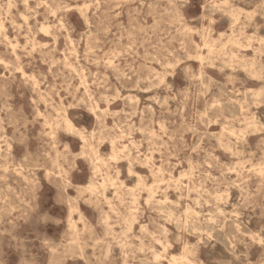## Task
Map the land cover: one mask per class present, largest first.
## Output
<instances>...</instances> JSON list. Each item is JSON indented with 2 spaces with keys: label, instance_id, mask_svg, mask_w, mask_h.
Wrapping results in <instances>:
<instances>
[{
  "label": "rangeland",
  "instance_id": "374dc122",
  "mask_svg": "<svg viewBox=\"0 0 264 264\" xmlns=\"http://www.w3.org/2000/svg\"><path fill=\"white\" fill-rule=\"evenodd\" d=\"M0 167V264H264V0H0Z\"/></svg>",
  "mask_w": 264,
  "mask_h": 264
},
{
  "label": "bare ground",
  "instance_id": "6f19581e",
  "mask_svg": "<svg viewBox=\"0 0 264 264\" xmlns=\"http://www.w3.org/2000/svg\"><path fill=\"white\" fill-rule=\"evenodd\" d=\"M205 8V7H204ZM203 8V9H204ZM218 9H216V11H217ZM226 10V9H225ZM223 11V10H222ZM224 12V11H223ZM2 28L4 27L3 25L1 26ZM49 28V26L48 25H43V29L44 30H47ZM9 37V36H8ZM7 40V39H6ZM8 41V40H7ZM110 66V65H109ZM191 67V66H190ZM23 68V67H22ZM89 72V71H88ZM202 75V74H201ZM249 77V76H248ZM260 88H261V86H260ZM221 91V90H220ZM231 96V95H230ZM195 99V98H194ZM249 99H251V98H249ZM254 100V99H253ZM262 101V100H261ZM229 111V110H228ZM231 112V111H230ZM232 113V112H231ZM232 116V115H231ZM193 120V119H192ZM65 123H66V127L70 130V131H74V130H77V127H76V125L74 124V122L69 118V117H67L66 118V120H65ZM250 126V125H249ZM207 137H208V135H207ZM206 137V138H207ZM82 141H83V143H84V146L83 147H85L86 145H87V139L84 137V136H82ZM200 142V141H199ZM196 146V145H195ZM126 147V146H125ZM195 148V147H194ZM193 148V149H194ZM113 150L114 151H116V147H115V145H114V143H113ZM114 158H116V157H114ZM189 166V165H188ZM18 167V166H17ZM181 167H182V165H181ZM1 168V167H0ZM22 168V167H21ZM93 168H94V166H93ZM24 169V168H23ZM1 170V169H0ZM11 170V169H10ZM24 171V170H23ZM23 173V172H22ZM6 175V174H5ZM23 175V174H22ZM16 177V176H15ZM4 178H6V177H4ZM18 178V177H17ZM102 178V177H101ZM127 179V178H126ZM15 180H16V178H15ZM10 183H11V181H10ZM20 183V182H19ZM61 183V182H60ZM104 183L105 182H102V185H104ZM4 185V184H3ZM9 185V184H8ZM11 185V184H10ZM16 185V184H15ZM25 187V186H24ZM7 188V187H6ZM95 188H96V185L94 184V183H91L89 186H88V189L89 190H91V191H94L95 190ZM3 189H5V188H3ZM2 189V190H3ZM26 189H28L27 187H26ZM4 192V191H3ZM30 192V191H29ZM15 193V192H14ZM15 195V194H14ZM17 195V194H16ZM9 196V195H8ZM245 196V195H244ZM104 197V196H103ZM105 198V197H104ZM106 199H107V197H106ZM108 200V199H107ZM168 200V199H167ZM199 200V199H198ZM12 202V201H11ZM208 204V203H207ZM189 205V204H188ZM209 205V204H208ZM190 206V205H189ZM7 207V206H6ZM8 208V207H7ZM27 209V208H26ZM243 210H245V209H243ZM215 211V210H214ZM5 214V213H4ZM210 214V213H209ZM209 219V218H208ZM240 221V220H239ZM219 223V222H218ZM217 223V224H218ZM235 224V223H234ZM236 225V224H235ZM16 226V225H15ZM238 226V225H237ZM263 228V227H262ZM200 229V228H199ZM208 229V228H207ZM209 230V229H208ZM242 235H243V233H241ZM172 235V234H171ZM179 235V234H178ZM245 235V234H244ZM171 237H173V236H171ZM198 238V237H197ZM260 239V238H259ZM172 241V240H171ZM194 243V242H193ZM227 248V247H226ZM164 251V250H163ZM160 255V254H159ZM173 255V254H172ZM172 259V258H171ZM173 261H175V260H173ZM172 261V262H173ZM175 262H173L172 264H174ZM171 264V263H170ZM176 264V263H175Z\"/></svg>",
  "mask_w": 264,
  "mask_h": 264
}]
</instances>
